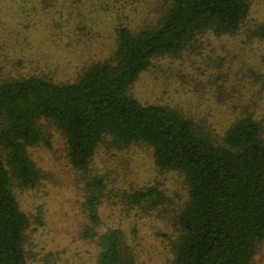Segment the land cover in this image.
I'll return each instance as SVG.
<instances>
[{
    "label": "trees",
    "instance_id": "obj_1",
    "mask_svg": "<svg viewBox=\"0 0 264 264\" xmlns=\"http://www.w3.org/2000/svg\"><path fill=\"white\" fill-rule=\"evenodd\" d=\"M120 6L112 15L119 19L111 52L83 66L73 81L41 74L0 81V264H28L32 221L17 190L35 188L43 176L28 149L50 146L43 120L63 134L71 167L85 174L81 206L87 223L82 234L98 247L96 264L135 263L121 229L98 230L106 182L90 173L101 146L123 149L134 144H147L155 166L179 171L187 187L165 264H252L255 248L264 240L259 122L244 114L217 133L176 108L142 103L129 90L153 58L179 55L206 32L237 33L249 12L248 1L153 0L138 16L124 2ZM109 10L103 3L98 8L99 14ZM122 17L141 18L128 22ZM251 35L264 40V22ZM121 198L127 207L144 212L166 201L156 185L132 188Z\"/></svg>",
    "mask_w": 264,
    "mask_h": 264
},
{
    "label": "rangeland",
    "instance_id": "obj_2",
    "mask_svg": "<svg viewBox=\"0 0 264 264\" xmlns=\"http://www.w3.org/2000/svg\"><path fill=\"white\" fill-rule=\"evenodd\" d=\"M150 1L0 0V81L27 74L73 81L83 66L111 52L117 8L124 2L138 16ZM247 1L249 12L237 33L206 32L179 55L153 58L131 85V94L145 104L176 108L217 133L249 114L264 138V40L251 35L264 22V0ZM101 3L110 10L99 14ZM42 129L50 146L28 149L43 176L35 188L17 190L20 206L32 221L28 264H96L98 247L82 234L87 223L81 206L85 174L71 167L63 134L45 120ZM90 173L106 182L98 230L121 229L135 254L134 264L168 262L174 219L187 198L183 175L159 170L147 144L101 146ZM147 185L158 186L165 203L148 212L127 207L121 193ZM252 264H264V240L257 244Z\"/></svg>",
    "mask_w": 264,
    "mask_h": 264
}]
</instances>
